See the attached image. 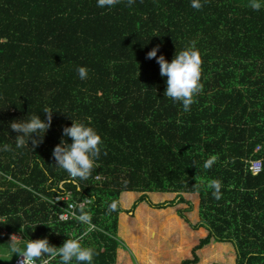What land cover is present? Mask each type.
I'll list each match as a JSON object with an SVG mask.
<instances>
[{"label": "trees", "instance_id": "trees-1", "mask_svg": "<svg viewBox=\"0 0 264 264\" xmlns=\"http://www.w3.org/2000/svg\"><path fill=\"white\" fill-rule=\"evenodd\" d=\"M202 3L0 0V230L21 235L24 248L45 236L61 246L87 227L59 219L53 197L72 191L92 200L84 211L96 229L82 243L95 249L93 264H155L137 246L145 256L162 243V255L165 240L162 264H264V0L259 10L253 0ZM192 41L202 90L185 113L146 54L159 45L170 61ZM46 108L54 111L43 142L16 148L9 122L46 119ZM87 118L103 146L78 189L52 151L72 119ZM252 161L262 162L257 174Z\"/></svg>", "mask_w": 264, "mask_h": 264}, {"label": "clouds", "instance_id": "clouds-1", "mask_svg": "<svg viewBox=\"0 0 264 264\" xmlns=\"http://www.w3.org/2000/svg\"><path fill=\"white\" fill-rule=\"evenodd\" d=\"M97 7L111 9L121 3V0H96ZM128 6H132L135 0H126ZM202 0H191L193 9L202 8ZM252 8L259 10L261 4L253 0ZM160 46L157 45L147 52L146 58L155 59L160 66V75L166 77V89L164 96L182 105L185 113L191 110V105L196 102L197 94L202 90V56L196 46V41L179 52H175L169 61L164 54L157 55ZM80 79L88 78V69L79 67L77 69ZM52 109H44L46 119H41L39 114H33L26 119H15L9 122L10 128L16 133V148H23L29 145L32 151L43 142L45 134L51 127ZM66 138H71V142ZM31 141V145L30 142ZM103 140L101 134L92 126L91 118L75 121L72 119L71 126H65L62 130V138L53 151L52 157L55 165L64 170L72 182L79 189V181L87 180L101 154ZM3 151H11L9 144H4ZM217 157L211 156L204 162L203 167L209 169L216 162ZM213 190V195L219 199L222 183L213 179L208 185ZM90 203V201H88ZM118 202L113 201L108 205V211H116ZM79 210L73 212V217L86 229L74 238L66 239L61 246L57 247L49 243L47 236L38 239H30L23 250L18 247L17 236L11 237L12 250L15 254L22 256L20 264H53L59 257L60 264H93L96 251L91 246H84L82 243L86 235L96 229L92 216L84 211V205L73 206ZM64 219V217H61Z\"/></svg>", "mask_w": 264, "mask_h": 264}, {"label": "built area", "instance_id": "built-area-1", "mask_svg": "<svg viewBox=\"0 0 264 264\" xmlns=\"http://www.w3.org/2000/svg\"><path fill=\"white\" fill-rule=\"evenodd\" d=\"M261 170H262V162L252 161L253 173L257 174ZM88 201L91 202L92 200L90 198H85L82 201L76 200V198L73 197L72 191H67L63 194L55 195L52 200L53 204H56L57 206H62V211L59 213V219L62 221L74 219L73 212L76 211L77 213L78 209H74L73 206L78 204H83L85 207L88 204ZM61 217H64V219H61ZM21 259L22 256L18 255V257L14 260L12 264H20ZM37 264L39 263L37 262Z\"/></svg>", "mask_w": 264, "mask_h": 264}, {"label": "rangeland", "instance_id": "rangeland-1", "mask_svg": "<svg viewBox=\"0 0 264 264\" xmlns=\"http://www.w3.org/2000/svg\"><path fill=\"white\" fill-rule=\"evenodd\" d=\"M261 0H257V2H260ZM264 5V4H262ZM161 197L164 196V194H160ZM168 198V197H167ZM163 199V198H161ZM159 201H161L159 199ZM160 230H162V219L160 221V226L158 227ZM23 235L24 233L21 232ZM13 235H16L17 238V244L18 247L23 250L24 249V243H25V238L22 239L21 235L15 234V233H8L5 230H0V264H12L14 260L18 257V254H15L12 250V244L11 242V237ZM21 238V239H20ZM126 241V240H125ZM127 243V241H126Z\"/></svg>", "mask_w": 264, "mask_h": 264}, {"label": "crops", "instance_id": "crops-1", "mask_svg": "<svg viewBox=\"0 0 264 264\" xmlns=\"http://www.w3.org/2000/svg\"><path fill=\"white\" fill-rule=\"evenodd\" d=\"M164 238L166 239V236H164ZM164 244H165V247L163 249L164 252L162 253V255H160L162 243L157 242V243L153 244L152 247H151L152 244H150L149 248L146 250L145 256H144L143 249H141L137 245L136 246L139 249L140 254L143 256V261H147V262L154 261L155 264H162L161 262H162L163 256L166 255V248H167L168 252L170 251V244L167 243L166 240H165ZM158 250H160V252H158Z\"/></svg>", "mask_w": 264, "mask_h": 264}]
</instances>
